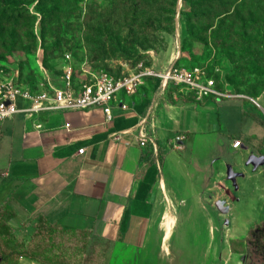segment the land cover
<instances>
[{
    "label": "crops",
    "instance_id": "0c3cea01",
    "mask_svg": "<svg viewBox=\"0 0 264 264\" xmlns=\"http://www.w3.org/2000/svg\"><path fill=\"white\" fill-rule=\"evenodd\" d=\"M171 53L168 50L162 55ZM173 53V58L167 57L166 67L159 68L160 56H153L149 68L168 70L180 56L178 49ZM149 83L144 87L146 96L142 90L131 96L120 95L109 122L100 109H90L17 115L0 123V148L6 144L0 154V205L7 203L16 214L9 221L15 237L27 242L33 229L24 225L43 215L49 223L65 228L90 229L91 244L109 243L105 264L110 257L123 254L148 257L160 252L166 223L174 211L183 208L191 214L206 202L217 208V203H211L213 186L220 179L229 180V171L238 189L237 180L244 179L245 173L251 176L263 170L264 162L255 169L246 164L250 157H264L255 148L264 130L254 122H242L235 131L230 124L228 148L246 155L241 162L235 160L237 168L227 165L229 171L223 173L222 154L203 156L201 146L206 136H221L223 123L229 126L233 114L224 104L232 101L234 116L241 120L250 119L247 115L256 109L254 105L247 100L234 103L237 99L171 105L164 98L163 86L154 80ZM253 99L264 107V93ZM257 109L262 108L259 105ZM249 130L258 131V138L251 140L245 134ZM140 134L165 150L171 139L183 134L184 150L164 151L162 168L140 163L145 148L139 146ZM234 141L240 142L238 149L232 148ZM81 149L84 153L79 155ZM196 153L201 154L198 157ZM228 243L227 239L225 246L230 251ZM18 261L37 264L27 259Z\"/></svg>",
    "mask_w": 264,
    "mask_h": 264
},
{
    "label": "rangeland",
    "instance_id": "374dc122",
    "mask_svg": "<svg viewBox=\"0 0 264 264\" xmlns=\"http://www.w3.org/2000/svg\"><path fill=\"white\" fill-rule=\"evenodd\" d=\"M178 4L174 35L164 36L166 46L157 54L160 56L157 61L159 68L166 67L167 57L173 58V49H178L181 51L179 62L185 65L184 68L199 67L212 80L220 78L224 84L234 82L239 85V91L243 95L250 96L251 90L264 87L263 61L250 59L249 64L242 66L244 76L229 81L228 76L233 75L236 69L224 51L209 44L184 42L187 38L185 16L179 14L181 2L179 7ZM16 5H20L19 1ZM34 5L35 3L26 8L30 15H35L37 18L33 28L36 35L35 51L32 52L29 48L28 33L31 18L23 15L21 19L12 22L8 28L10 32L6 31V35L2 38L0 35V41L13 42V45L7 48L9 52L0 44V80H15L21 71L20 81L30 87H34L37 82L57 86L69 74L73 83L81 86L90 83L101 73L117 78L127 75L137 67H150L155 56L152 50L147 52L151 61L144 59L135 64L134 56L137 50L129 49L123 42L125 31L121 28V24L124 18L129 17V12L120 4H114L112 0H49L46 8L53 9L54 12L51 19L45 21L44 38L39 24L40 15L35 11ZM238 6L248 24L252 25L262 18L261 9L264 4L261 0H239ZM117 39L122 43L119 52L115 49ZM168 50L172 52L170 55H162V52ZM122 51H126L130 56L123 55ZM234 57L240 63V54L236 53ZM148 84L150 83L145 80L136 92L142 90L146 96L147 90L144 87ZM163 93L165 100L166 95L170 94L178 103L183 97H190L192 104L195 105L207 101L198 100L180 92L177 88H168L166 85L163 86ZM238 102L240 101L236 100L234 103ZM258 103L262 109H253V113L250 114L264 119V107L261 102ZM224 106L231 112V116L233 114L229 126L223 123L225 126L222 128L221 136L215 134L206 136L204 145H201L205 151L203 156L210 155L211 152L222 154L225 163L222 164L223 173V170L229 171L226 169L227 165L237 168L234 164L235 160L241 162V159L246 158L244 152L240 153L241 150L238 153L228 148L227 134L232 132H229L230 124L234 131L242 122L246 125L253 124L251 118L241 120L238 116H234L236 109L232 101H228ZM245 134L250 135L251 140L259 136L256 130L255 132L249 130V133L245 132ZM5 146L4 143L3 150ZM2 149L0 148V154ZM165 151L173 150L166 147ZM200 154L196 153L198 157ZM239 155H242V158ZM262 155L264 156V150ZM2 167L3 163L0 159V169ZM241 170L245 168L242 167ZM245 175L244 179L237 180L238 189L236 182L226 179H220L221 182L213 186L211 203L212 205L217 203V208L211 207L206 202L192 209L191 214L183 208L174 211V217L166 223V236L158 254L148 257L123 254L116 258L110 257L107 264H249L245 248L240 254L232 257L231 251L226 250L225 246L227 239L229 242L243 240L249 229L264 222V168L251 176L248 172ZM224 203L225 206L222 207ZM235 246L240 248L243 244L238 243ZM13 264L29 263L16 261Z\"/></svg>",
    "mask_w": 264,
    "mask_h": 264
},
{
    "label": "trees",
    "instance_id": "16d2710c",
    "mask_svg": "<svg viewBox=\"0 0 264 264\" xmlns=\"http://www.w3.org/2000/svg\"><path fill=\"white\" fill-rule=\"evenodd\" d=\"M19 1L20 5H16ZM49 0H0V35L5 32L16 19H21L23 15L30 16L28 39L30 51H35L36 35L33 31L36 16L28 13L27 6L35 3V11L40 15L39 24L42 27V38L45 30V21L51 19L53 9L48 10L46 4ZM113 3L120 4L129 12V17L124 18L121 28L125 31L123 42L129 49L137 50L134 56V63L141 60L151 61L147 53L152 50L154 55L162 51L166 46L165 35H174L175 18L177 15L178 0H112ZM239 0H181L180 15L185 16L184 25L187 38L184 42L190 41L198 44H209L216 49L224 51L232 66L236 69L233 75L228 76V80L235 77H243V65L249 64L250 59L264 62V7L261 9L262 18L252 25L248 24L242 16ZM264 4V0H261ZM187 6V9L184 7ZM220 17L215 21L216 18ZM108 21V20H107ZM118 40V39H117ZM5 46L13 45L12 41H0ZM119 40L115 44L116 51H121ZM141 50V51H138ZM7 52H9L7 50ZM45 53V50H43ZM123 55L130 56L126 51ZM240 54V63L234 57ZM127 54V55H126ZM181 55V51H180ZM180 57L174 62V67H185L179 62ZM239 61V60H238ZM192 67H187L190 69ZM21 70V69H20ZM21 72V71H20ZM20 72L17 75V83L30 90L34 87L22 83ZM236 74V75H235ZM148 82L154 80L147 78ZM157 81V80H154ZM216 88L222 92L235 95H243L239 91V85L232 82L224 84L218 78L214 80ZM151 88L154 84L150 85ZM156 86V84H155ZM168 88H177L171 85ZM258 92L256 93V91ZM264 93V87L253 89L249 92L250 98H257ZM191 97L195 96L191 93ZM246 96V95H244ZM205 100L215 101L216 98L209 97ZM243 102L245 100H242ZM166 102L174 105L176 102L170 94L166 95ZM181 103L192 104L190 97H183ZM199 105V104H197ZM252 121L264 130V120L248 114ZM2 133L0 130V140ZM258 152L264 150V137L255 146ZM164 148L148 143L141 151L140 163L148 165L157 164L162 168L164 162ZM15 212L7 203L0 205V264H13L20 259H27L37 264H105L106 252L109 243H90L92 231L90 229H70L57 223H49L43 215H37L31 219L25 227H31L29 240L24 242L15 237L13 228L9 221L15 218ZM118 242H121V235H118ZM243 244V247H236L235 244ZM230 251L240 254L245 248L249 264H264V222L249 229L243 240H233L229 242ZM89 250V252H88Z\"/></svg>",
    "mask_w": 264,
    "mask_h": 264
},
{
    "label": "built area",
    "instance_id": "2783aa9c",
    "mask_svg": "<svg viewBox=\"0 0 264 264\" xmlns=\"http://www.w3.org/2000/svg\"><path fill=\"white\" fill-rule=\"evenodd\" d=\"M157 80L161 86L178 87L180 92L191 93L196 99L214 97L219 100H247L259 108L255 99L222 92L216 88L214 80L207 77L204 70L199 67L190 69L174 67V64L164 72H157L151 68L137 67L127 75L111 77L101 73L94 77L90 83L78 86L66 75L57 85H44L40 83L35 90L19 85L15 80H0V123L10 120L17 115L31 117L39 114L60 112H84L90 109H100L105 121L112 117V106L120 95L131 96L144 83L145 79ZM67 127V126H66ZM185 137L176 135L166 147L170 150L182 152ZM149 143L145 135H139V146L145 147ZM240 147L239 141L232 143L233 149ZM156 145H153L155 150ZM84 149L78 151L79 155Z\"/></svg>",
    "mask_w": 264,
    "mask_h": 264
},
{
    "label": "water",
    "instance_id": "95a60500",
    "mask_svg": "<svg viewBox=\"0 0 264 264\" xmlns=\"http://www.w3.org/2000/svg\"><path fill=\"white\" fill-rule=\"evenodd\" d=\"M178 1H179L178 2L179 3L178 7H179L181 0H178ZM263 160H264V157H260V158L250 157L246 164L252 166L253 169H255L264 162ZM228 179L231 180L233 183L235 182V177H233L230 174V171L228 173Z\"/></svg>",
    "mask_w": 264,
    "mask_h": 264
}]
</instances>
